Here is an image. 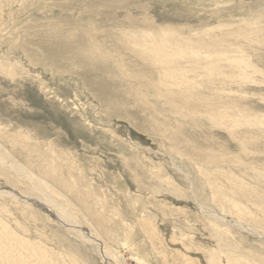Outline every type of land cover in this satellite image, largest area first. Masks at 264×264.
Wrapping results in <instances>:
<instances>
[{
  "label": "rangeland",
  "instance_id": "obj_1",
  "mask_svg": "<svg viewBox=\"0 0 264 264\" xmlns=\"http://www.w3.org/2000/svg\"><path fill=\"white\" fill-rule=\"evenodd\" d=\"M168 39L197 55L175 60L184 83L144 49ZM0 157L1 184L46 201L11 168L33 172L114 264H264V0H0ZM0 194L15 234L107 264Z\"/></svg>",
  "mask_w": 264,
  "mask_h": 264
},
{
  "label": "bare ground",
  "instance_id": "obj_2",
  "mask_svg": "<svg viewBox=\"0 0 264 264\" xmlns=\"http://www.w3.org/2000/svg\"><path fill=\"white\" fill-rule=\"evenodd\" d=\"M259 30V29H258ZM237 32V31H236ZM242 33V32H241ZM246 33V32H244ZM249 33V32H248ZM258 33V32H257ZM240 34V33H239ZM243 34V33H242ZM245 35V34H244ZM235 36V35H234ZM249 36V35H248ZM255 36V35H254ZM253 36V37H254ZM243 37V36H242ZM245 37V36H244ZM251 37V36H250ZM141 38V37H139ZM145 38V37H144ZM142 39V38H141ZM146 39V38H145ZM254 39V38H253ZM128 40H130L128 38ZM134 40V39H133ZM137 42V38H135ZM149 40V38H148ZM151 40V39H150ZM251 40V39H250ZM257 40V39H256ZM155 41V40H154ZM161 41V40H160ZM220 41V40H219ZM254 41V40H253ZM131 42V40H130ZM246 42V40H245ZM258 42V41H257ZM160 43V42H159ZM223 43V42H222ZM128 44V43H127ZM134 44V43H133ZM182 42L179 41V39L177 41L173 40V43L171 42V40H166L165 42L162 41V43L157 44L156 42H151L147 44V46H144V49L147 50L148 52L150 51L151 53H153L152 55H154V59L156 60L157 64H160L162 66V69H164L166 76L171 79H175V75H180L179 78L180 80L184 83L186 80V74H184V70L182 69H175V65L177 64V62H175L176 59H180V58H188L191 57V55H195V52H193L194 50L191 49V47H189L190 44H188V46H183ZM185 44V43H184ZM186 45V44H185ZM140 47V46H139ZM221 47V46H220ZM130 48V47H128ZM138 48V47H136ZM225 48V47H224ZM132 49V48H131ZM134 49V48H133ZM238 50V49H237ZM96 52H98V50H96ZM198 52V51H197ZM202 52V51H201ZM240 52V51H239ZM95 53V52H94ZM204 54V53H203ZM143 56V55H142ZM141 56V57H142ZM197 55H195L196 57ZM219 56L221 57V55L219 54ZM226 56V55H225ZM228 56V55H227ZM210 57V56H209ZM215 57V56H214ZM219 57V58H220ZM230 57V56H229ZM212 58V57H210ZM238 58V57H237ZM217 60V58H215ZM236 59V58H235ZM246 60V58H245ZM200 59L195 58V62H197V64H199ZM249 61V60H246ZM251 61V60H250ZM249 61V62H250ZM224 62V61H223ZM230 62V60H229ZM212 63V62H211ZM217 63V62H216ZM232 63V62H231ZM244 61L241 63L243 64ZM249 64L248 62H245L244 64ZM243 64V65H244ZM246 64V65H247ZM179 65V64H178ZM237 65V64H236ZM212 66V65H210ZM245 66V65H244ZM178 67V66H177ZM209 67V66H207ZM217 67V66H216ZM229 67V65H228ZM246 67V66H245ZM249 67V66H248ZM252 67V66H251ZM179 68V67H178ZM214 68V67H212ZM237 68V67H236ZM184 69V68H183ZM210 70V68H208ZM207 69V70H208ZM237 70V69H236ZM212 71V70H211ZM186 72V71H185ZM214 72V71H213ZM232 73V72H231ZM210 75V72L208 73ZM236 74V73H234ZM163 75V74H162ZM163 77V76H162ZM167 77H165L167 79ZM178 77V76H177ZM246 77V76H245ZM172 81V80H171ZM190 81V80H189ZM177 82H179L177 80ZM173 84V87L176 85H174V83L172 82L171 85ZM179 84H182L179 82ZM187 84V82L185 83ZM178 86V85H177ZM181 86V85H180ZM162 87V86H161ZM163 88V87H162ZM182 88V87H181ZM186 88V87H185ZM168 92L170 93V96L168 97H175L180 95L179 93H176L175 91H172L171 87L167 88ZM183 92L185 91L184 89L182 90ZM182 92V94H183ZM163 93V90H162ZM187 94V92H186ZM185 93L183 94V100H185V102L187 103L188 100H190L189 96L191 95H186ZM189 94V93H188ZM198 95V94H197ZM179 98V97H178ZM195 100V99H194ZM192 102H195L192 100ZM223 112H221L220 115H218V118L222 120H224L226 115L222 114ZM239 124V123H238ZM8 155V154H7ZM6 162V161H5ZM4 159L0 157V163H2L3 165L7 166V164H5ZM12 166V165H11ZM8 167V166H7ZM13 170H15V168L18 170L19 174L24 176L25 179L29 180V182L33 185V190H36V192L41 193V192H46L45 195V199L46 201H42L36 198H33L32 196H26V195H21L19 193H14L12 191H10L5 185L0 183V192L3 193L4 196H9L12 198V200L16 201L17 203L19 202H25V205L27 206H36V207H41L43 210H45L46 214H49L50 217L55 218L58 223L60 221V223L63 224L64 228L68 231H75L76 233H78L87 243H90L93 246H98L100 248H102L103 250L101 252H99L100 254H102L101 256L104 257V259L107 261V264H114L113 260H111V256L109 255L110 253L108 252V248L107 246H105V244H103L102 240L100 239L99 236H95L93 234V232L88 233L87 230L84 231L82 227H80L79 225H81L79 223L80 220L78 217V213L73 212L71 210H69L66 207H62L56 202V199H54V197L58 198V197H63L60 193L58 192H54L52 190V187H50L46 182H44L43 180L39 179L33 172L29 171L27 168L21 166V165H16L14 164L12 166ZM10 168V167H9ZM8 169V168H7ZM220 169V168H219ZM218 169V170H219ZM17 172V171H16ZM221 173V172H220ZM231 174V173H230ZM258 174V173H257ZM18 175V174H17ZM229 177V176H228ZM242 179V178H241ZM264 180V179H263ZM210 181V180H209ZM235 181V179H234ZM241 182V181H240ZM243 182V181H242ZM14 183V182H13ZM210 183V182H209ZM244 183V182H243ZM241 184V183H240ZM235 185V184H234ZM247 185V184H246ZM253 185V184H252ZM237 187L240 185H236ZM242 186V185H241ZM214 187V186H213ZM232 187V186H231ZM245 190L247 186H244ZM257 187V186H256ZM8 189V190H7ZM239 189V188H238ZM241 189V193L244 191L242 188ZM249 189V188H248ZM255 190V189H254ZM51 193H50V192ZM223 191V189H222ZM222 191H217L219 194V199L221 198L220 196L224 195V198L226 200V202L228 201L227 195L222 192ZM240 191V190H239ZM257 191V190H256ZM215 192V193H216ZM253 192V191H252ZM251 192V193H252ZM245 193V191H244ZM243 194V196H246V194ZM43 194V193H42ZM52 194V195H51ZM217 194V195H218ZM256 194V193H254ZM2 195V196H3ZM41 195V194H40ZM57 195V196H55ZM249 195V193H248ZM252 195V194H251ZM258 196V194H256ZM1 196V194H0ZM18 196V197H17ZM253 196V195H252ZM260 196V195H259ZM218 197V196H217ZM240 197V196H239ZM256 197V196H255ZM254 197V201L255 198ZM192 198V197H191ZM250 198V197H248ZM252 198V197H251ZM250 198V199H251ZM246 199V198H244ZM243 199V200H244ZM249 199V200H250ZM65 200V199H64ZM218 200V199H216ZM247 200V199H246ZM245 200V201H246ZM248 200V201H249ZM252 200V199H251ZM27 201V202H26ZM232 200L230 199L229 202H231ZM68 202V201H67ZM224 201V203H226ZM233 202V201H232ZM251 202V201H250ZM222 203V202H221ZM234 203V202H233ZM20 204V203H19ZM23 204V203H22ZM36 204V205H35ZM65 204V203H64ZM69 204V203H68ZM228 204V202H227ZM231 204V203H230ZM244 204V203H243ZM241 204V205H243ZM251 204V203H250ZM63 205V204H62ZM234 206V204H232ZM237 204H235L236 206ZM238 205H240L238 203ZM67 206V205H66ZM69 206V205H68ZM251 206V205H250ZM244 207V206H243ZM264 207V206H263ZM25 208V207H24ZM248 209V208H246ZM254 209V208H253ZM0 211L1 212H5V209L0 207ZM243 211V210H242ZM245 211V210H244ZM252 211V210H251ZM251 211H246L247 215L248 212L251 213ZM254 212V211H253ZM252 212V213H253ZM242 214V212H241ZM245 214V213H244ZM246 215V214H245ZM32 217H34L31 214ZM243 216V214H242ZM255 216V214L253 215ZM252 216V219H249L251 221H253L255 217ZM256 216H258L256 214ZM245 217V216H244ZM247 217V218H246ZM245 219H248L249 216H246ZM83 218V217H82ZM224 218V217H223ZM240 219H242L241 215L239 216ZM261 218V217H260ZM257 219V218H256ZM255 219V221H256ZM262 219V218H261ZM86 220V219H85ZM223 220V219H222ZM224 221V220H223ZM254 221V222H255ZM262 221V220H261ZM240 222V221H239ZM259 222V221H258ZM79 223V224H78ZM82 223V221H81ZM230 223V222H229ZM237 223V222H236ZM242 223V222H241ZM239 223V225H244ZM256 223V222H255ZM236 225V224H235ZM246 225V224H245ZM83 226V224H82ZM236 227V226H235ZM246 228H248L247 226H244ZM250 227V226H249ZM255 228V227H254ZM85 229V227H84ZM255 230V229H254ZM258 231V230H257ZM16 233V232H15ZM12 230H10V228L8 227V225L6 223H4L2 221V219L0 220V264H68V262L65 260V257L62 258L64 255H61L60 253H55L52 252V250H48L49 248H47V246H45L43 243H40L38 241H30L26 238H22L20 237V235L18 236L17 234H15ZM97 233V232H96ZM258 234V233H257ZM97 235V234H96ZM219 236V235H218ZM252 236V235H251ZM82 239V240H83ZM81 240V241H82ZM84 242V241H83ZM86 243V244H87ZM96 248V247H94ZM101 250V249H100ZM99 250H96V252ZM218 252V251H217ZM98 253V252H97ZM223 253V252H222ZM234 254V253H233ZM99 255V254H98ZM224 254H222L223 256ZM225 258L223 259L222 257L216 255L215 257H212L210 264H251L249 262L247 263H242V259L239 257H236L234 255H230V254H225ZM100 256V257H101ZM108 256V257H107ZM114 256V255H113ZM54 257H58L57 259ZM67 257H69V259L71 260V262L73 264H85L84 260H81L80 258H77V256L75 255H68ZM68 259V258H67ZM68 259V260H69ZM102 259V258H101ZM244 261V260H243ZM105 262V261H104Z\"/></svg>",
  "mask_w": 264,
  "mask_h": 264
}]
</instances>
